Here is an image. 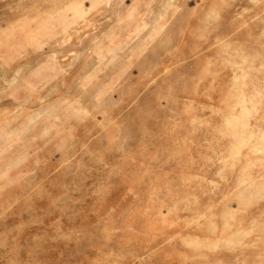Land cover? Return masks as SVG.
I'll return each mask as SVG.
<instances>
[{"label": "rangeland", "instance_id": "obj_1", "mask_svg": "<svg viewBox=\"0 0 264 264\" xmlns=\"http://www.w3.org/2000/svg\"><path fill=\"white\" fill-rule=\"evenodd\" d=\"M0 264H264V0H0Z\"/></svg>", "mask_w": 264, "mask_h": 264}, {"label": "bare ground", "instance_id": "obj_2", "mask_svg": "<svg viewBox=\"0 0 264 264\" xmlns=\"http://www.w3.org/2000/svg\"><path fill=\"white\" fill-rule=\"evenodd\" d=\"M213 14V13H212ZM209 17V16H208ZM209 20V19H208ZM212 20V19H211ZM210 20V21H211ZM207 24V23H206ZM210 24V23H209ZM207 27V26H206ZM243 56V55H242ZM247 62V61H246ZM240 66V65H239ZM241 72V71H240ZM258 72V71H257ZM233 77V76H232ZM241 84H242V82H241ZM259 84V83H258ZM243 85V84H242ZM253 85V84H252ZM252 85H251V87H252ZM238 87V86H237ZM241 87V86H240ZM245 87V86H244ZM255 88H256V86H255ZM262 88H263V86H262ZM237 89V88H236ZM256 90V89H255ZM239 91V90H238ZM243 91V90H242ZM260 91H262V89L260 90ZM241 92V91H240ZM247 92V91H246ZM249 92H251V91H249ZM253 92H254V90H253ZM237 93V92H236ZM259 94V97H260V93H258ZM263 94V93H262ZM243 95H244V92H243ZM249 95V94H248ZM252 96V95H251ZM254 96H255V94L253 95V98H254ZM257 96V95H256ZM234 97H235V95H234ZM249 97V96H248ZM261 97H263V96H261ZM230 98H231V96H230ZM236 98H237V96H236ZM250 98V97H249ZM258 99V98H257ZM240 100H243L242 99V97L240 98ZM254 100H255V98H254ZM244 101V100H243ZM246 101V100H245ZM248 101V100H247ZM240 103V102H239ZM247 103V102H246ZM245 103V104H246ZM257 103V102H256ZM256 103H252V107H251V109H246V107H243L242 108V112H241V115L240 116H233V117H230V118H228L226 121H227V128H230L232 131H234V133H235V137H236V144H234V150L235 151H238L239 152V150L241 149V148H243L242 146L247 142V140L248 139H252V136H253V134H254V132H251L250 133V135H249V137H244L243 136V133L244 132H242L243 131V128H246V127H248V125H249V122L247 123V122H245V118L248 120L249 118H247V117H250L251 115H252V113H256L257 112V110H258V108H257V104ZM238 104V103H237ZM232 105V104H231ZM251 105V104H250ZM240 106V105H239ZM241 107H242V105H241ZM228 114H226V116H227ZM230 115V114H229ZM225 119V118H224ZM224 121V120H223ZM225 121V122H226ZM223 124H225V123H223ZM252 125V124H251ZM250 126V125H249ZM253 126V125H252ZM255 127V126H254ZM239 128H241L242 130H239ZM249 129V128H248ZM254 129V128H253ZM222 130H223V128H222ZM256 130V129H255ZM225 131V130H224ZM224 168V167H223ZM252 232V231H251ZM197 238V237H196Z\"/></svg>", "mask_w": 264, "mask_h": 264}]
</instances>
